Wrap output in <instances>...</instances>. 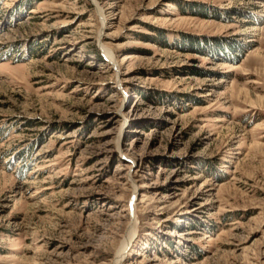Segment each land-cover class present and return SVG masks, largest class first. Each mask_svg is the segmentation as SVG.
I'll return each mask as SVG.
<instances>
[{"label":"rangeland","instance_id":"rangeland-1","mask_svg":"<svg viewBox=\"0 0 264 264\" xmlns=\"http://www.w3.org/2000/svg\"><path fill=\"white\" fill-rule=\"evenodd\" d=\"M119 258L264 264V0H0V264Z\"/></svg>","mask_w":264,"mask_h":264},{"label":"bare ground","instance_id":"bare-ground-1","mask_svg":"<svg viewBox=\"0 0 264 264\" xmlns=\"http://www.w3.org/2000/svg\"><path fill=\"white\" fill-rule=\"evenodd\" d=\"M104 53H105L106 57H107L109 60H111V62H113V59H112L111 54H110L106 49H104ZM134 192L136 193V188H134ZM135 225H136V224H135ZM135 231H136V229H135V226H134V227H132V229H131V231H130V235L133 236L134 233H135ZM129 240H130V239H129ZM114 264H121V259H120V258L117 259V261H116Z\"/></svg>","mask_w":264,"mask_h":264}]
</instances>
